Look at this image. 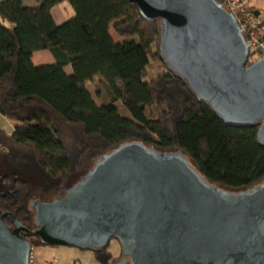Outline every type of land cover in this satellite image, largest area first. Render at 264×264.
<instances>
[{
    "label": "trees",
    "instance_id": "1",
    "mask_svg": "<svg viewBox=\"0 0 264 264\" xmlns=\"http://www.w3.org/2000/svg\"><path fill=\"white\" fill-rule=\"evenodd\" d=\"M38 1L0 0V113L17 121L12 134L0 130V218L9 227L18 220L35 230L33 200L64 195L85 159L98 161L135 141L158 153L181 151L209 184L225 190L264 181L261 125L226 122L168 69L160 19H144L127 0H68L75 15L58 24L52 10L65 0ZM112 28L124 39L116 41ZM40 50L55 63L35 65ZM153 56L167 72L146 80ZM88 81L98 84L105 104H97ZM118 101L132 118L120 114ZM25 239L43 245L33 235ZM109 246L94 250L100 264L122 257Z\"/></svg>",
    "mask_w": 264,
    "mask_h": 264
},
{
    "label": "water",
    "instance_id": "2",
    "mask_svg": "<svg viewBox=\"0 0 264 264\" xmlns=\"http://www.w3.org/2000/svg\"><path fill=\"white\" fill-rule=\"evenodd\" d=\"M127 1L162 21L168 69L226 122L260 124L264 146V57L249 64L236 18L216 0ZM31 207L35 230L0 218V264H29L30 235L93 251L117 240L122 257L113 264H264V181L245 192L220 189L181 151L125 143L64 195Z\"/></svg>",
    "mask_w": 264,
    "mask_h": 264
},
{
    "label": "rangeland",
    "instance_id": "3",
    "mask_svg": "<svg viewBox=\"0 0 264 264\" xmlns=\"http://www.w3.org/2000/svg\"><path fill=\"white\" fill-rule=\"evenodd\" d=\"M36 1V0H35ZM250 4L258 8L259 10H264V0H249ZM27 2V1H26ZM249 4V5H250ZM53 17L58 24H61L75 15V11L72 8L70 2L68 0L63 1L57 7L52 10ZM111 31L119 37L112 28ZM124 39V38H122ZM153 51H157V45H153ZM252 61H254L252 59ZM69 72L72 73V67L69 66ZM167 72V68L163 64V62L157 57H152L150 60V64L147 69L146 80H149L157 75ZM86 87L92 93L94 99L96 100L98 105H103L106 102V99L103 97V94H98V84L88 81L86 83ZM119 112L122 116L127 118H132V114L126 108L122 101H118L116 103ZM96 158L88 160H84V168L82 172L78 175H75L70 181V187L74 184L79 183L82 178L89 173V171L95 166ZM69 187V188H70ZM218 188L223 189V187L218 186ZM231 192H245L248 188L244 189H226ZM55 198L49 197L48 202L53 201ZM109 251L113 254L114 258L118 259L122 255L121 245L117 240H112L110 242ZM32 254L34 260L37 264H100L99 260L95 256V252L93 250H84L75 247L68 246H50V245H38L34 246L32 249Z\"/></svg>",
    "mask_w": 264,
    "mask_h": 264
},
{
    "label": "built area",
    "instance_id": "4",
    "mask_svg": "<svg viewBox=\"0 0 264 264\" xmlns=\"http://www.w3.org/2000/svg\"><path fill=\"white\" fill-rule=\"evenodd\" d=\"M219 1L236 18L253 59L264 57V20L261 16L255 14V11L249 6L248 0ZM29 264H37L32 253Z\"/></svg>",
    "mask_w": 264,
    "mask_h": 264
},
{
    "label": "crops",
    "instance_id": "5",
    "mask_svg": "<svg viewBox=\"0 0 264 264\" xmlns=\"http://www.w3.org/2000/svg\"><path fill=\"white\" fill-rule=\"evenodd\" d=\"M27 1V2H26ZM249 4L250 1L248 0ZM24 4L28 5V6H35L39 4L38 0H24ZM58 6V5H57ZM55 6V7H57ZM255 12H258V15L261 16V18L264 20V10H259L258 8H256L253 5H249ZM54 7V8H55ZM53 8V9H54ZM111 34L113 36V38L116 41H121L123 40L121 36L117 37L112 31ZM32 60L34 62L35 65L40 66V65H48V64H53L55 63V58L52 55V53L49 50H40V51H36L33 54ZM70 66V65H69ZM69 66L65 67V70L68 74H71L68 70ZM17 124L16 120H12L9 119L5 116H3L0 113V130H3L6 134L10 135L14 132L15 129V125Z\"/></svg>",
    "mask_w": 264,
    "mask_h": 264
},
{
    "label": "flooded vegetation",
    "instance_id": "6",
    "mask_svg": "<svg viewBox=\"0 0 264 264\" xmlns=\"http://www.w3.org/2000/svg\"><path fill=\"white\" fill-rule=\"evenodd\" d=\"M122 256V255H121Z\"/></svg>",
    "mask_w": 264,
    "mask_h": 264
}]
</instances>
